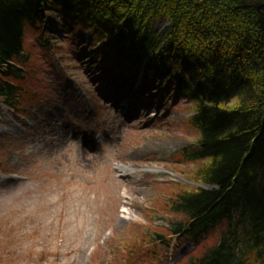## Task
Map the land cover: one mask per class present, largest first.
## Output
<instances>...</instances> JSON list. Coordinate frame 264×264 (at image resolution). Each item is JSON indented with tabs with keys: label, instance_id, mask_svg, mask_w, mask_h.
<instances>
[{
	"label": "rangeland",
	"instance_id": "1",
	"mask_svg": "<svg viewBox=\"0 0 264 264\" xmlns=\"http://www.w3.org/2000/svg\"><path fill=\"white\" fill-rule=\"evenodd\" d=\"M46 27L56 31L52 38L46 28L50 45L32 35L25 43L20 84L29 96L15 114L0 106V264H176L201 240L149 243L142 252L125 245L163 224L149 216L162 203V181L206 187L188 176L194 165L181 153L198 135L190 104L162 75L133 73L105 53L92 56L93 45L61 24ZM120 98L136 101L133 113ZM59 123L77 137L59 142Z\"/></svg>",
	"mask_w": 264,
	"mask_h": 264
},
{
	"label": "trees",
	"instance_id": "2",
	"mask_svg": "<svg viewBox=\"0 0 264 264\" xmlns=\"http://www.w3.org/2000/svg\"><path fill=\"white\" fill-rule=\"evenodd\" d=\"M46 24L91 43L92 56L162 75L193 110L198 135L181 153L206 187L162 181L149 216L163 224L125 251L200 239L176 264H264V0H0V104L18 110L29 96L25 43L49 44Z\"/></svg>",
	"mask_w": 264,
	"mask_h": 264
},
{
	"label": "bare ground",
	"instance_id": "3",
	"mask_svg": "<svg viewBox=\"0 0 264 264\" xmlns=\"http://www.w3.org/2000/svg\"><path fill=\"white\" fill-rule=\"evenodd\" d=\"M122 99L120 98L119 99V101L120 102H123V101H121ZM151 100V99H150ZM150 102L151 101H149V104H150ZM138 113V112H137ZM136 113V115H135V117L134 118H136V116L138 115ZM53 129L54 130H52V132H54V134H56L57 135V140L59 141V142H64L66 139H68L69 137H71V136H74V137H77V133L76 132H73V131H68V129L66 128V127H64V125H62L61 123H59V124H57L55 127H53ZM13 129H11V131H12ZM63 144V143H62ZM82 146H84V147H82V150H86V149H84L86 146L84 145V144H82ZM87 148V147H86ZM92 151V150H91ZM141 152H144L142 149H139L138 148V150H136L135 152H133V155L134 154H136V155H138V154H140ZM130 168V167H129ZM129 168L127 167H124V166H121V165H119V167H118V171L121 173V174H123V175H125L126 177H128V176H131V174H132V172L131 171H128L129 170ZM131 170H132V168H130ZM128 171V172H127ZM145 175L146 174H144L143 176L141 175L140 177H139V179H138V181L141 179V177H145ZM135 180V179H134Z\"/></svg>",
	"mask_w": 264,
	"mask_h": 264
}]
</instances>
